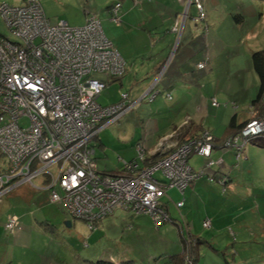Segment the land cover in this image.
Returning <instances> with one entry per match:
<instances>
[{
    "label": "built area",
    "instance_id": "built-area-1",
    "mask_svg": "<svg viewBox=\"0 0 264 264\" xmlns=\"http://www.w3.org/2000/svg\"><path fill=\"white\" fill-rule=\"evenodd\" d=\"M189 1L203 20L200 1ZM120 7L115 2L108 8L114 23L120 21ZM0 19L15 39L0 34V154L7 165L0 173V196L40 177L50 201L60 203L70 217L83 220L89 229L116 209L148 214L156 228L172 221L161 197L170 187L183 193L203 175L202 170L191 169L188 156L196 152L210 157V132L202 130L199 137L177 142L161 140L156 151H162V156L147 165L141 164L146 150L139 143L135 159L119 158L121 173L99 171L94 140L102 128L135 105L127 92L114 103L97 102L106 85L99 75L119 78L125 72V61L106 37L100 19L87 13L80 26L64 20L51 23L39 0H23L22 5L2 2ZM207 60L196 66L206 69ZM156 94L151 86L140 99L151 100ZM212 104L218 105L214 98ZM232 106L236 108L234 102ZM262 134L264 120L251 118L221 145L232 148L238 158L245 145ZM217 181L223 184L225 178ZM175 205L181 207L183 200ZM180 222L185 223L183 218ZM209 224L204 219L203 226ZM3 226L11 233L21 229L14 214L7 216Z\"/></svg>",
    "mask_w": 264,
    "mask_h": 264
},
{
    "label": "crops",
    "instance_id": "crops-1",
    "mask_svg": "<svg viewBox=\"0 0 264 264\" xmlns=\"http://www.w3.org/2000/svg\"><path fill=\"white\" fill-rule=\"evenodd\" d=\"M13 1L16 2L11 5L23 4V0ZM90 1L85 0L90 8L83 10L79 20L64 21L70 26L83 25L86 14L95 11ZM114 1H120L121 12L119 23L111 21L115 28L111 42L125 61V72L118 79L106 78L107 82L117 80L120 86L126 82L127 89H121V92L114 89L117 94L111 103L118 101L122 92H127V98L132 102L137 101L134 105L137 107L131 119L122 117L117 120H122L123 123L117 136V140H122V142L118 141V149H112L113 154L118 155L116 153H119L116 156L117 161H115L116 157L110 160V151H107L105 147L107 144L103 136L106 134L105 129L94 140V156L99 171L109 174L121 173L122 166L119 158L135 159L136 145L139 143L146 150L144 162L141 163L145 165L151 159L162 156V151H156L161 140L177 142L199 137L202 130H208L214 138L210 157L205 158L196 152H191L188 156L191 169L193 171L202 170L204 173L186 187L183 193L173 187L166 189L161 200L170 218L175 222L167 221L158 228L153 225L148 214H136L124 209H116L112 214L96 222L92 229H89L83 220H72L73 218L63 211L69 218H72L71 220L65 219L66 217L63 216L64 223L69 221V224H65L64 227H61L60 223L47 224L52 226V230L49 231L36 219L29 218L27 214H22L21 217L14 214L19 221H22H20L21 229L11 234L2 226L4 229L2 231L5 233L3 232L4 235L0 237V264H5L3 259L6 257L11 258V264H157V262L173 264V258L180 255L183 250V236L189 234L197 238L204 237L212 245L211 248L206 242L207 247L203 244L199 246V254L205 253L204 264H231L220 252L226 245L223 242L227 235L226 227L231 225L229 224L231 220L235 222L237 219L236 216L231 217L230 209L237 212L243 211L244 201L251 200L252 197L256 202L257 199L264 201V198L257 196L260 194L261 187L257 188L256 195L253 191L255 187L250 192L243 190L238 180V174H241L242 169L250 163L245 160V152L251 155L257 153L255 148L264 150V147L254 142L260 139L252 140L250 143L253 146L246 144L238 159L235 158V151L232 148H224L221 145V141L227 135L236 131L240 124L251 118L254 113L251 102L244 103V110L241 112L231 111L226 106L230 104L235 109L232 102L238 106L234 101L237 98L235 93L227 94L220 90L215 92V90L206 89V81H204L206 76L201 75L202 69L196 66L197 62L206 57L210 60L206 36L196 37L189 31V25L185 27L187 31H182L180 39L174 44L175 60L171 69L170 67L166 69L163 64L164 60L160 62L159 58L152 55L154 60L146 65V75L142 78L138 77L139 67L135 66L137 57H142L149 49L146 43L148 40L143 31L146 23L156 20L157 15H160L166 22H171L170 26L173 25V31L181 9L187 5L191 7L192 4L189 0H102L99 12L94 13L100 22L103 18H109L108 7ZM201 1L207 8V0ZM39 3L49 21L57 17V12L52 9V0H43L42 4L39 0ZM208 13L209 10L206 9L205 15ZM259 20L264 23V15ZM151 26L154 28L155 24ZM131 37L132 39L129 40ZM150 56L151 54L148 57ZM132 62V71L135 74L128 79L130 74H126V70ZM177 67L187 69L191 67L193 70L192 72L185 70L179 72ZM200 80H203L204 84L201 89H196L194 83H200ZM151 86L157 90V94L149 100L146 108L142 104L144 99L140 97ZM251 97H253L251 99L255 98L252 95ZM213 98L216 101V98L228 99L230 103L220 104L217 101L218 105H212ZM239 99L241 100V97ZM222 105L225 109L219 108ZM231 120L235 123L233 127L229 126ZM131 127L132 130H130ZM97 148L99 150L96 153ZM99 155L103 163L98 162ZM125 155L128 159L122 158ZM219 158L220 163L208 162V160L217 161ZM190 161H192L191 164ZM221 176L225 178L223 184L217 181ZM42 183L43 179L40 178V183L37 185L31 183L32 189L23 187L22 196L32 198L43 194L50 201L49 193L43 188ZM180 200H183V205L177 208L175 203ZM254 200L247 205L259 210L260 204H254ZM229 204L233 207H228ZM205 217L211 220V227L207 229L202 226ZM181 218L189 225L188 229L185 227L181 229L178 226ZM241 232L238 230L237 235L239 236Z\"/></svg>",
    "mask_w": 264,
    "mask_h": 264
},
{
    "label": "rangeland",
    "instance_id": "rangeland-1",
    "mask_svg": "<svg viewBox=\"0 0 264 264\" xmlns=\"http://www.w3.org/2000/svg\"><path fill=\"white\" fill-rule=\"evenodd\" d=\"M199 1L204 11L203 20L198 19V9L195 7V4L192 3L191 7L187 5L181 9L180 14L177 16L176 30L172 31L173 25L170 26L171 22H166L164 17L160 15H157L156 20L146 23L143 31L146 34L145 37L148 40L146 43L149 45V49L148 52L146 51L145 55L137 57L135 66L139 67L137 70L139 71L138 77L142 78L146 75V65L154 60L152 55L159 58L160 62L164 60L163 64L166 69L169 67V69H171L175 60L174 44L180 39L181 32L187 31L185 27L189 25V31L195 34L196 37L206 36L210 63L208 67L202 69L203 72H201V75L206 76L204 80L206 81V89L209 91L215 90V92L220 90L227 94L231 92L233 94L235 93L234 95L237 98L234 101L238 104L235 109L230 106V101L228 99H216L220 104L227 102L229 105L226 107L231 109V111L241 112V110H244V103L248 101L251 102V98H253L251 95L256 97L259 91L260 81L252 65L251 53L258 49H264V23L259 20V18L264 15V0H207V8L202 4L201 0ZM2 2L12 4L16 1L0 0V3ZM40 2L42 4L43 0H40ZM90 4L91 7L94 8L93 10H95L90 12L98 13L102 0H91ZM52 5V9H55L58 15L56 18L50 20L51 23H56L59 20L67 21V19L71 21L79 20L83 10H89L90 8L85 0H52ZM206 9L209 10L208 15H205ZM111 21L110 17L103 18L101 21L104 33L110 40L111 36L115 34L113 21ZM152 24H155L154 28H151ZM0 34L10 40H15L1 19ZM130 39H132V37L129 38V40ZM169 45L171 46L170 48ZM150 54L151 56L148 57ZM130 64L128 69L126 67V74H130L128 75V79L135 74V72L132 71L133 62ZM177 70H179V72L183 70L192 72L193 69L191 67L188 69L177 67ZM99 78L106 81L105 87L97 97V102L101 105H107L113 102L117 94L114 89H118L119 91L121 89H127L126 82L120 86L117 80H110V82H107V78L104 75H99ZM204 81L200 80V83L195 82V88L201 89ZM120 92H118V94H120ZM240 97L241 100L239 99ZM143 99L142 104L147 108L149 100L146 97ZM133 102L136 103L137 101ZM136 107L137 106H133L118 119L122 117L131 119V116H133L136 111ZM219 108L225 109L223 105ZM145 113L149 114L150 112ZM118 119L109 123L98 133L99 136L100 132L105 129L106 134L103 136L107 143L105 147L107 151H110V160L119 155V153H116L118 155L113 154L112 149H118V141L122 142V140H117L118 133L123 126L122 120L117 121ZM22 122H24V120H22ZM127 126L128 125H126V127ZM130 130H132V127ZM256 139L264 140V134L256 137L254 140ZM247 144L253 146L250 142ZM98 150L97 148L96 153ZM255 151H257V153L251 155H247L245 152V160L250 161V163L248 164L249 166L247 165L242 169L241 174H238V180L243 190L250 192V190L255 187L256 189H253V191L256 195L258 191L257 188L261 187L260 194L257 196L264 198V156H262L264 150L255 148ZM123 157L128 159L126 155L122 156V158ZM115 159V161H117V157ZM4 160L5 157L0 155V173L1 169L7 166ZM98 162L103 163L100 155ZM119 163L121 164V162ZM191 163L192 161H190V164ZM196 171H198V169H196ZM154 175L159 176L160 174L156 172ZM38 183H40V177H36L32 180V185H37ZM32 185L24 184L0 196V237L5 233L2 231V226L9 214H16L19 217H21L22 214H27L29 218L36 219L38 223L47 228L48 231L52 230V226H48L47 224L57 225L60 223L61 227H64V218L72 219L64 214L65 212L63 213L64 210L60 203L50 202L47 200V196L45 197L43 194L35 195L32 198L23 197L21 189L23 187L32 189ZM253 200L254 198L252 197L251 200L244 201L243 211L240 210L237 212L232 208L230 209L231 217L236 216L237 219L235 222L231 220L229 223L231 225L226 227L227 235H225V239L223 240L226 245L220 251L225 252V258L227 262L231 264H264V201L257 199V203L256 200H254V204H260L259 210H256L257 208H251V206L247 205V203L253 202ZM256 205L254 207H256ZM228 207H233V205L230 206L229 204ZM72 220L82 221L74 218ZM238 230L242 231L239 236L237 235ZM226 246L228 247L226 248ZM204 259L205 253H201L199 259L195 261V264H204ZM3 260L5 264H11L10 257H6Z\"/></svg>",
    "mask_w": 264,
    "mask_h": 264
},
{
    "label": "trees",
    "instance_id": "trees-1",
    "mask_svg": "<svg viewBox=\"0 0 264 264\" xmlns=\"http://www.w3.org/2000/svg\"><path fill=\"white\" fill-rule=\"evenodd\" d=\"M115 2H119L120 1H115ZM114 2V3H115ZM114 3H112L111 5H113ZM121 4V3H120ZM110 5V6H111ZM109 6V7H110ZM108 7V8H109ZM120 12H121V7H120ZM208 59V58H207ZM251 60H252V65H253V68L256 72V74L258 75V78H259V81H260V84H259V91L256 95V97L254 99L251 100V108L253 109L254 113L253 115L251 116V118H258V119H262L264 120V49H258V50H255L252 52L251 54ZM208 61V65H209V60ZM207 65V67H208ZM198 68V67H197ZM201 69V68H200ZM213 105V104H212ZM237 107V106H236ZM249 118V119H251ZM248 119V120H249ZM247 120V121H248ZM246 123V121L243 123V124H240L239 125V128L230 133L229 135L231 134H235L236 132L239 131V129ZM230 127H233L235 126V123L233 120H231V123L229 124ZM227 135V136H229ZM226 138V137H225ZM224 138V139H225ZM183 140H186V139H183ZM182 141V140H181ZM213 141H214V138H213ZM223 141V140H222ZM221 141V142H222ZM255 143H257L259 146H262L264 147V140H259V141H254ZM236 154V152H235ZM242 154V153H241ZM1 155V154H0ZM241 157V155H240ZM159 157H155L153 159L150 160V162L146 163L145 165L147 164H151L153 162H155ZM209 158V157H208ZM236 158V156H235ZM239 158V157H238ZM236 158V159H238ZM5 162V161H4ZM144 162V161H143ZM122 166V164H121ZM3 170V169H1ZM160 174V173H159ZM161 176V175H160ZM159 178V176H157ZM213 178V177H212ZM160 179H163V177L161 176ZM214 179V178H213ZM190 185V184H189ZM188 185V186H189ZM187 186V187H188ZM186 189V188H185ZM184 189V190H185ZM184 192V191H183ZM162 202V200H161ZM163 203V202H162ZM209 219V217H205L204 219ZM203 219V221H204ZM184 220V219H183ZM203 221H202V226H203ZM172 222H175V221H172ZM178 226L183 229V227H185L186 229H188L189 225L188 224H185V223H181L180 220L178 222ZM181 223V224H180ZM211 227V220H210V224L209 226H203V228L207 229ZM206 242L208 243L207 240H205L204 237H199L197 238L196 236H193V235H184L183 236V250L181 252L180 255H176L174 258H173V264H188V261L189 260L191 262V264H195V261L197 259H199L200 257V254H199V246L201 244L205 245L206 246ZM209 246L212 248V245H210V243H208ZM221 254H223V256L225 257V252L223 251H220ZM226 260V258H225ZM227 261V260H226ZM157 263H160V262H157ZM229 263V262H228ZM110 264V263H109ZM160 264H163V263H160Z\"/></svg>",
    "mask_w": 264,
    "mask_h": 264
},
{
    "label": "water",
    "instance_id": "water-1",
    "mask_svg": "<svg viewBox=\"0 0 264 264\" xmlns=\"http://www.w3.org/2000/svg\"><path fill=\"white\" fill-rule=\"evenodd\" d=\"M65 224L68 225L69 224V221H66Z\"/></svg>",
    "mask_w": 264,
    "mask_h": 264
},
{
    "label": "clouds",
    "instance_id": "clouds-1",
    "mask_svg": "<svg viewBox=\"0 0 264 264\" xmlns=\"http://www.w3.org/2000/svg\"><path fill=\"white\" fill-rule=\"evenodd\" d=\"M189 3H191V4H192V2H190V1H189Z\"/></svg>",
    "mask_w": 264,
    "mask_h": 264
}]
</instances>
